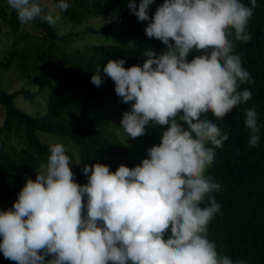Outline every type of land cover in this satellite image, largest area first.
I'll use <instances>...</instances> for the list:
<instances>
[{"label": "clouds", "instance_id": "obj_1", "mask_svg": "<svg viewBox=\"0 0 264 264\" xmlns=\"http://www.w3.org/2000/svg\"><path fill=\"white\" fill-rule=\"evenodd\" d=\"M21 25L37 19L55 26L66 0L46 8L41 0H6ZM128 0L145 33L167 46L144 52L142 66L124 59L97 66L91 83L114 82L130 110L120 129L132 139L147 126H167L161 141L147 149L135 167L117 170L84 164L88 182L80 185L62 143L49 147L47 161L28 177L9 210H0V252L16 264H247L221 255L208 226L221 205L212 196L221 185L208 175L215 148L229 139L208 119L220 121L252 99L254 83L234 52V41L252 39L248 24L257 0ZM192 52L200 53L191 61ZM248 147L259 146L258 113L244 109ZM187 125V127H184ZM211 145V146H209ZM90 174V175H89ZM86 197V204L84 198ZM50 257V258H49ZM47 258V259H46Z\"/></svg>", "mask_w": 264, "mask_h": 264}, {"label": "trees", "instance_id": "obj_2", "mask_svg": "<svg viewBox=\"0 0 264 264\" xmlns=\"http://www.w3.org/2000/svg\"><path fill=\"white\" fill-rule=\"evenodd\" d=\"M54 5L59 0H53ZM69 4L67 11L61 13L63 18L72 19L102 13L112 14V21L99 29L87 27L81 31L70 33L80 37L86 32H105L116 34L120 32L121 42L111 45H86L81 49L63 52L58 57L52 50L60 37L55 28L39 19L34 21L41 36L29 40L36 47V58L29 61L28 49L20 45L19 40H27L29 35L22 32L17 15L10 10L8 13L0 8V19L3 25L15 35L12 39V49L0 56V67L8 68L13 62L19 65L23 78L32 77L37 70V62L42 60L56 64L61 81L48 96V112L37 115L21 110L14 103V97L25 94L24 90L7 93L0 88V107L3 116L0 122V135L10 133L21 135L25 146L17 150L14 144L0 138V210L11 209V200L22 190L26 180L32 173L46 163L50 144L44 143L38 136V131L58 133L72 139L79 148V164L71 166L75 173L76 182L84 185L88 178L83 175L84 164L94 165L101 160L120 161L128 167H135L147 158V149L161 141L162 132L167 126L155 128L148 126L144 136L138 138L142 154L130 157L129 148L120 142L107 138L96 128L97 116L94 113L68 112L67 121L55 123L51 117L60 116L66 106V90L71 88L78 96L85 94L87 98L103 102L115 101L130 110V104L121 102L115 93L114 82L101 73L103 83L97 87L91 83L97 66L106 65L111 59H124L125 67L141 65L147 58L138 47V43H147L154 48H165L161 41L148 38L145 33L148 21H139L128 7V0H66ZM138 7L140 0H135ZM251 7L249 0H242ZM163 0H155L149 6V16H154L157 7ZM248 32L252 39L249 42L234 41V52L242 58L243 67L254 79V83L241 86L251 90L252 99L247 104H241L233 109L223 121L215 119L211 113L208 119L213 120L222 134L229 139L220 148H215L214 162L208 169L215 182L221 185L218 192L212 196L221 205V210L210 222L209 239L217 245L221 255H227L233 261L244 259L247 264H264V0H257L252 19L249 21ZM140 37L132 47L125 44L131 41L132 35ZM157 54V49H153ZM200 53L192 52L191 61ZM33 68V69H32ZM255 107L258 113L260 143L258 147L249 148L250 130L245 128L244 109ZM211 146V145H209ZM111 171L117 169L110 168ZM90 175V174H89ZM86 204V197L84 198ZM2 242V237H0ZM50 258V257H49ZM47 259V258H46ZM0 264H16L5 259L0 252Z\"/></svg>", "mask_w": 264, "mask_h": 264}, {"label": "rangeland", "instance_id": "obj_3", "mask_svg": "<svg viewBox=\"0 0 264 264\" xmlns=\"http://www.w3.org/2000/svg\"><path fill=\"white\" fill-rule=\"evenodd\" d=\"M41 3L46 7L54 6L53 0H41ZM0 8H3L6 13L11 9L7 5L6 0H0ZM112 14L102 13L100 15H91L86 17H78L75 19H66L61 15L60 21L53 27L60 36L56 41V47L52 50L58 57L62 56L63 52H70L74 49H81L86 45H111L118 44L121 42V34L117 32L116 34H108L105 32H86L80 37H75L70 35V33L75 31L84 30L87 27L99 29L108 25L112 21ZM20 28L22 32H27L29 37L27 40H19V44L25 46L28 49V53L31 56L29 61L36 58V47L32 46L29 40H36L41 36L38 27H35L34 22L21 25ZM139 34L132 35L131 41L126 43V47H132L135 45L136 41L139 39ZM15 38L9 31L7 25H3L0 19V56L5 54L7 50L14 47L11 45L12 39ZM139 49L141 50H153L157 49V55L162 54L167 49L165 48H154L152 45L147 43H138ZM8 68L0 67V88L7 93H13L17 90H24L27 92L25 94H18L14 97L15 105L21 110L27 111L29 113L37 115H46L48 112V96L51 90L58 86L61 78L58 73L56 64L49 61L37 62V70L32 74V77L23 78L21 76V71L19 70V65L17 60H15ZM33 69V68H32ZM67 103L63 108L60 116L51 117V120L55 123H64L67 121L68 112L72 111L75 113H81L84 110L90 113H94L97 116L96 128L107 138L116 140L120 142L125 147L129 148L130 157L138 156L142 154V150L139 146L138 138L132 139L128 138L123 130L120 129V121L122 119V114L128 111L124 106L119 105L115 101L103 102L101 100H93L87 98L85 94L80 96L77 95L71 88L66 90ZM3 116V109L0 107V122ZM187 127V125H184ZM148 128V126H147ZM38 136L40 140L44 143L50 145L55 143H62L66 148V153L72 160V166L79 164V148L78 145L70 138L62 136L58 133H48L43 131H38ZM1 139L6 142L14 144L17 150H20L25 146V139L21 135H15L10 133L8 136L4 134L0 135ZM101 163L110 166V168L117 169L120 165V161H108L101 160ZM38 174V168L32 173L31 177L33 180ZM18 199V195L14 196L11 200V207L14 202Z\"/></svg>", "mask_w": 264, "mask_h": 264}]
</instances>
